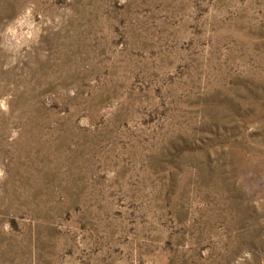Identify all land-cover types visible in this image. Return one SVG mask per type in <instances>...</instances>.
<instances>
[{"label": "rangeland", "instance_id": "obj_1", "mask_svg": "<svg viewBox=\"0 0 264 264\" xmlns=\"http://www.w3.org/2000/svg\"><path fill=\"white\" fill-rule=\"evenodd\" d=\"M0 264H264V0H0Z\"/></svg>", "mask_w": 264, "mask_h": 264}]
</instances>
